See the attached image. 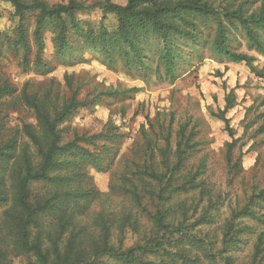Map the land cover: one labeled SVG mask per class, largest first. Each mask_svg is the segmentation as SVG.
Wrapping results in <instances>:
<instances>
[{
    "label": "trees",
    "instance_id": "obj_1",
    "mask_svg": "<svg viewBox=\"0 0 264 264\" xmlns=\"http://www.w3.org/2000/svg\"><path fill=\"white\" fill-rule=\"evenodd\" d=\"M0 1L10 5L15 23V37L8 43L9 49L21 51L20 65L25 71L29 68L31 38L35 47L33 66L41 75L50 72L42 58L47 32L53 35L54 57L64 64L83 59L82 53L88 51L109 69L120 64L126 74L143 78L154 75L173 81L182 65L189 63L188 54L195 47L200 28L211 25V47L216 56L250 66L252 57L230 47L231 39L240 33L245 46L264 58V3L256 12L246 13L240 7H214L209 0H125L123 5L102 0L95 4L102 19L113 16L115 25H100L93 30L88 26L84 29L76 20V14L85 9L77 0L53 6L44 0ZM29 15L34 17L30 33ZM73 36L81 40L80 46H75ZM153 62L156 66L152 70ZM253 72L264 79V68ZM66 86L70 96L55 105L48 94L28 93L24 87L17 98L33 114L34 124H23L19 132L6 136L0 123V264H13L22 258L26 264H106L102 260L116 264H200L191 257L194 255L190 249L204 251L201 240L183 232L181 224L167 222L172 200L196 189V175L184 182L181 176L194 134L186 136V128L179 129L173 164L166 158V139L161 152L163 162L158 167L152 162L135 164L133 170L126 171L125 178L121 176L119 191L136 207L135 213L123 210L114 220L100 212L88 224L83 217L98 193L87 182V170L108 169L116 159L112 149H116L123 135L118 127L109 126L99 134L75 135L64 142L60 126L79 107L96 103L102 95L125 96L130 91L99 92L87 102L78 100L82 84L73 86L72 78H68ZM15 96L16 88L0 83V101ZM225 99V108L212 116L228 127L226 112L234 99L229 95ZM242 213L253 217L246 209ZM142 219L151 227L148 233L141 232ZM112 229L118 232L117 247L111 243ZM127 231L138 239L124 248ZM165 244L174 246L177 252L170 253ZM145 256L160 260L143 262Z\"/></svg>",
    "mask_w": 264,
    "mask_h": 264
},
{
    "label": "rangeland",
    "instance_id": "obj_2",
    "mask_svg": "<svg viewBox=\"0 0 264 264\" xmlns=\"http://www.w3.org/2000/svg\"><path fill=\"white\" fill-rule=\"evenodd\" d=\"M44 1L49 6L67 3V0ZM77 1L85 7L76 14L84 29L115 25L113 16L102 19L95 5L102 0ZM113 2L123 5L125 0ZM209 2L220 9L240 7L251 13L264 0ZM11 14L10 5L0 1V83L7 82L16 88L14 99L0 101V123L6 136L19 132L23 124H34L33 114L17 98L24 87L28 93L48 94L52 105L70 96L66 86L68 78H72L73 86L82 84L79 101L90 102L99 92L130 91L125 96L102 95L96 103L79 107L60 126L64 142L71 141L75 135L99 134L109 126L118 127L123 135L116 149H112L116 159L108 169L87 170V182L98 198L83 217L84 221L90 224L100 212L111 215L114 220L123 210L135 213L136 207L119 191L121 176L125 178L126 171L133 170L135 164L152 162L158 167L163 162L161 152L165 150L166 139L169 142L166 158L173 164L177 133L185 127L186 136L190 132L194 136L181 170L182 182L196 175L193 182L196 189L172 200L167 222L181 224L183 232L201 240L204 251L190 249L194 255L191 257L200 264H264V79L253 72L264 68V58L245 46L240 33L231 39L230 47L236 53L252 57L250 66L233 64L216 56L211 47L214 35L211 25L200 28L195 47L186 53L189 63L183 64L178 76L170 81L154 75L148 78L128 75L120 64L109 69L88 51L82 53L83 59L64 64L54 57L53 35L47 32L42 58L50 72L41 75L33 66L35 47L31 38L29 68L25 71L20 65L21 51L14 52L8 47L15 37ZM33 20V15H29V33ZM73 40L75 46H80V39L73 36ZM155 66L153 62L152 70ZM227 95L234 99L232 108L226 112L228 127L212 116L225 108ZM97 143L102 144V140ZM245 209L253 217H246L242 213ZM141 224V232L148 233L151 228L148 222L142 219ZM137 239L132 232H125L124 248L134 245ZM111 243L118 245L116 229L111 230ZM163 246L170 253L177 252L174 246ZM159 260L150 256L142 258L143 262L158 263ZM102 262L116 264L110 260ZM26 263L24 258L13 261V264Z\"/></svg>",
    "mask_w": 264,
    "mask_h": 264
}]
</instances>
